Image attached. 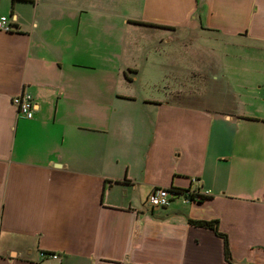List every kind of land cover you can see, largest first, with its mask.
Listing matches in <instances>:
<instances>
[{
	"label": "crops",
	"instance_id": "obj_1",
	"mask_svg": "<svg viewBox=\"0 0 264 264\" xmlns=\"http://www.w3.org/2000/svg\"><path fill=\"white\" fill-rule=\"evenodd\" d=\"M1 16L0 264H264V0H0ZM192 34L225 41L203 67L219 100L146 72L181 68ZM156 188L181 195L152 208ZM191 221H216L231 261Z\"/></svg>",
	"mask_w": 264,
	"mask_h": 264
},
{
	"label": "rangeland",
	"instance_id": "obj_2",
	"mask_svg": "<svg viewBox=\"0 0 264 264\" xmlns=\"http://www.w3.org/2000/svg\"><path fill=\"white\" fill-rule=\"evenodd\" d=\"M179 42H176L177 46L180 45V62L181 68L169 67L155 68L146 70L147 74H152L160 84H165V88L168 92H177V79L181 82V90L186 99H189L190 95L197 93H209L212 94L216 100L222 98L225 93V78L222 79L221 75L216 71L206 70L203 67L207 63L219 64L220 61L225 62V41L216 42L207 37H199L192 34L191 39L193 43L192 47H185L184 35L180 36ZM103 56V53H101ZM177 55V54H176ZM103 58L100 62L103 63ZM200 71V76H194L193 71ZM140 87V86H139ZM141 88V87H140ZM137 88V91H140Z\"/></svg>",
	"mask_w": 264,
	"mask_h": 264
},
{
	"label": "built area",
	"instance_id": "obj_3",
	"mask_svg": "<svg viewBox=\"0 0 264 264\" xmlns=\"http://www.w3.org/2000/svg\"><path fill=\"white\" fill-rule=\"evenodd\" d=\"M0 31L10 33L13 31L11 22L6 16L0 17ZM11 104L15 107L18 114L24 119L31 120L34 115V104L29 94L20 92L19 94L12 97ZM177 196L173 192L165 188H156L148 197V205L152 208H164L170 203L171 197ZM197 197V196H196ZM188 195L185 196V202H192ZM51 258L56 259V255H52Z\"/></svg>",
	"mask_w": 264,
	"mask_h": 264
},
{
	"label": "trees",
	"instance_id": "obj_4",
	"mask_svg": "<svg viewBox=\"0 0 264 264\" xmlns=\"http://www.w3.org/2000/svg\"><path fill=\"white\" fill-rule=\"evenodd\" d=\"M173 193L176 194L177 196L181 195L180 191L173 192ZM186 195H188L191 199L194 198V196L190 195L189 193L186 194ZM190 223L193 224V225H197V226H201V227H204V228L211 229L214 232H216V234H218V236L222 237L224 239V242H225V258H226L227 261H231L230 254L228 252V245H227L226 236H224L223 234H220V233L217 232V222L216 221H211V222H193V221H191Z\"/></svg>",
	"mask_w": 264,
	"mask_h": 264
}]
</instances>
